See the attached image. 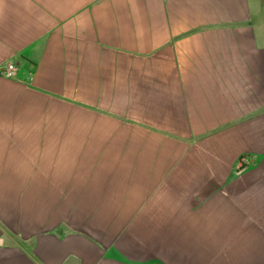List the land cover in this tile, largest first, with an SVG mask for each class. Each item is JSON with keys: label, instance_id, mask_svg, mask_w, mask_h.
Wrapping results in <instances>:
<instances>
[{"label": "crops", "instance_id": "obj_1", "mask_svg": "<svg viewBox=\"0 0 264 264\" xmlns=\"http://www.w3.org/2000/svg\"><path fill=\"white\" fill-rule=\"evenodd\" d=\"M0 264H264V0H0Z\"/></svg>", "mask_w": 264, "mask_h": 264}, {"label": "built area", "instance_id": "obj_2", "mask_svg": "<svg viewBox=\"0 0 264 264\" xmlns=\"http://www.w3.org/2000/svg\"><path fill=\"white\" fill-rule=\"evenodd\" d=\"M16 66L13 62H6L0 65V75L6 78H12L15 75Z\"/></svg>", "mask_w": 264, "mask_h": 264}]
</instances>
